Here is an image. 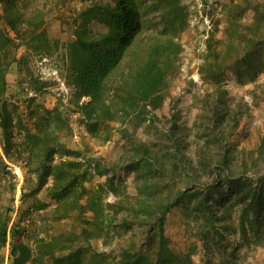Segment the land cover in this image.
<instances>
[{
    "label": "trees",
    "instance_id": "obj_1",
    "mask_svg": "<svg viewBox=\"0 0 264 264\" xmlns=\"http://www.w3.org/2000/svg\"><path fill=\"white\" fill-rule=\"evenodd\" d=\"M111 1L83 8L77 15L74 40L63 44L61 51L66 58L65 80L73 91L70 104L77 113V122L92 136L104 133V138H108L110 131H116L123 139L117 161L85 156L67 146L59 133L71 128L59 104L51 109L33 108L35 98H26L27 120L31 122L27 124L19 106L10 101L7 75L14 60H9L6 51L13 41L20 39L28 50L41 57L49 56L60 43L48 37L43 10L35 8L26 15L18 0H0L2 153L10 159L20 153L25 155L27 173L35 177L29 195L45 189L58 219L76 212L84 225L81 235L85 240L84 245L75 248L64 245L60 236L35 237L29 244L18 223L8 228L9 219L5 216L0 219V246L8 244L9 264H194L195 248L177 252L165 234V216L174 207L182 209L186 232L197 237L204 247L208 246V239H226L216 223L236 230L229 223V213L236 207L237 229L245 237L250 231L255 246L264 248L260 229L264 222V171L259 170L257 160L243 163L237 172L223 152L216 161L221 173L210 170L214 177L206 189L173 190L171 184L178 170L199 176L208 170L212 160L205 159L203 148L198 161L189 159L182 150L184 141L178 136L175 123L171 122L165 133L169 142L165 149L153 148L134 134L140 128L149 132V127L161 121L155 111L164 104L170 74L181 51L176 38L185 26L184 6L180 0H154L152 8L159 14L161 27L149 32L145 29L141 0ZM223 10L229 18L226 38L208 39V53L199 68L201 78L214 88L203 99L204 120L211 123L213 130L235 114L224 103V76L231 73L238 83L245 84L264 75V0L231 2L224 4ZM248 11L253 13L251 22L242 24L240 18ZM23 26L26 32L22 34ZM25 89L38 92L35 88ZM16 132L21 135L19 143L13 141ZM258 151L263 154L264 140ZM56 156L60 158L58 162ZM250 166L258 167L253 178L246 173ZM119 168L138 171L136 179L146 170L152 181L146 178L137 186V194L131 196L124 183L111 174ZM95 177L103 180L95 189H89L86 184ZM155 179H169V191L164 197L154 194L159 186ZM119 214L122 226L138 223L146 228L147 236L156 230L153 255L144 253L142 247L122 248L118 257L92 248L91 240L105 238Z\"/></svg>",
    "mask_w": 264,
    "mask_h": 264
},
{
    "label": "rangeland",
    "instance_id": "obj_2",
    "mask_svg": "<svg viewBox=\"0 0 264 264\" xmlns=\"http://www.w3.org/2000/svg\"><path fill=\"white\" fill-rule=\"evenodd\" d=\"M153 1L141 0L140 3L145 29L149 32L156 30V26L161 27L159 14L152 8ZM239 1L180 0L185 8L186 22L176 38L180 43L181 51L176 67L170 74V85L165 91L164 104L161 109L155 111L161 121H156L149 127V132L140 128L134 133L135 137L147 140L151 147L165 149L169 144L165 139V133L171 122L175 123L176 132L184 141L182 150L188 158L198 161V157L201 156L199 151L203 148L205 159L212 160L208 170L201 172L199 176H195L193 172L178 170V176L171 184L173 190L206 189L214 177L210 170L221 173L216 161L223 152H226L231 167L237 172L241 171L243 163L252 164L256 160L259 170L264 171V152L260 154L258 151L264 140V75L259 76L254 82L240 84L231 73H227L223 78V88L226 90L224 103L231 113H235L234 117L228 116L217 130H213L211 123L204 120L203 99L206 94L212 93L214 88L210 82H205L201 78L199 68L205 62L208 53V39L226 38L224 31L229 18L223 10V5ZM18 2L26 15H29L34 8L40 7L42 0H18ZM95 3L105 4L112 1L80 0L78 7L73 8L76 9L77 15L83 8ZM69 6H72L70 2ZM252 15L251 11L246 12L240 18V22L250 23ZM96 29L102 31L103 28L96 25ZM72 31L71 28L69 34L72 35ZM50 39H57L60 44L49 56L41 57L31 51H25L21 44L16 43L11 44L7 49L9 60H14L7 75L10 101L19 106L26 123L31 124L27 120L29 108L25 88L37 89L38 97L35 98L32 107L41 106L51 109L59 104L65 119L70 124V131L62 130L59 133L61 140L67 146L80 150L85 156H101L108 161H117L122 151V137L116 131H110L108 138H104V133L92 136L86 133L76 120L77 113L70 104L73 91L65 80L66 58L61 51L62 45L69 42L68 33L64 38ZM214 135L219 139H214ZM20 139L21 135L16 132L13 141L19 143ZM250 152H252L251 157L248 156ZM59 160L60 158L56 156L55 162ZM25 161L23 153L11 159L5 157L0 146V219L8 217L9 229L18 223L24 241L29 244L35 237L60 236L66 246L75 248L84 245L85 240L81 235L84 225L76 212L67 218L58 219L54 214L55 205L48 198L45 189L29 195L35 177L27 173ZM14 168H19V176L14 174ZM256 169L258 167L250 166L246 173L253 178ZM143 171L139 179H136L138 172L136 170L119 168L111 174L116 181L124 183L127 194L135 196L138 185L146 181V178L148 182L152 181L145 174L146 170ZM102 180L103 178L95 177L86 186L95 189ZM155 180L158 181L159 186L154 189V194L164 197L169 191L166 186L167 182L170 183L169 179ZM107 200H111V197ZM235 212L236 207L229 213V223L234 224L236 230L225 228L222 223H216L226 239L222 242L208 239L207 247H204L197 237L186 232L180 207L172 208L165 216V234L170 238L172 247L177 252H187L192 247L195 248L192 256L194 264H262L264 248L255 246L250 231L246 234L248 238L237 229ZM120 217L122 214H119L117 221L108 228L105 238L91 240L92 248L118 257L122 248L142 247L144 253L153 255L157 243L156 230L147 236L145 227L135 222L122 226L118 220ZM260 229L264 234V222ZM8 255V244L0 246V264H9Z\"/></svg>",
    "mask_w": 264,
    "mask_h": 264
},
{
    "label": "crops",
    "instance_id": "obj_3",
    "mask_svg": "<svg viewBox=\"0 0 264 264\" xmlns=\"http://www.w3.org/2000/svg\"><path fill=\"white\" fill-rule=\"evenodd\" d=\"M69 2L72 6H69ZM78 2L80 0H42L40 7L37 8H40L45 13L43 26L49 38H64L68 33V37L70 38L69 42L73 41V31L78 20V14L76 15V9L73 7H78ZM71 28L73 30L72 35L69 34ZM20 30L23 34L26 32V27L23 26ZM14 43L17 45L21 44V47L24 48L23 50L30 51L23 45L20 39H16L12 44ZM261 263L263 264V260Z\"/></svg>",
    "mask_w": 264,
    "mask_h": 264
},
{
    "label": "built area",
    "instance_id": "obj_4",
    "mask_svg": "<svg viewBox=\"0 0 264 264\" xmlns=\"http://www.w3.org/2000/svg\"><path fill=\"white\" fill-rule=\"evenodd\" d=\"M63 85V84H62ZM26 91H27V97H33V98H37L38 97V92L37 91H35V90H27L26 89ZM10 165V164H9ZM10 169H11V167H10ZM15 169V171H14V174H16L17 176H19L20 175V170H19V168L17 169V168H14Z\"/></svg>",
    "mask_w": 264,
    "mask_h": 264
}]
</instances>
